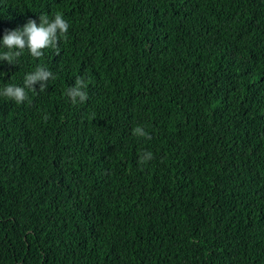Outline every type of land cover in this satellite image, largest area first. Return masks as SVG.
<instances>
[{
  "label": "trees",
  "instance_id": "obj_1",
  "mask_svg": "<svg viewBox=\"0 0 264 264\" xmlns=\"http://www.w3.org/2000/svg\"><path fill=\"white\" fill-rule=\"evenodd\" d=\"M57 12L59 56L0 62L55 75L0 96V264H264V0H0V42Z\"/></svg>",
  "mask_w": 264,
  "mask_h": 264
},
{
  "label": "clouds",
  "instance_id": "obj_2",
  "mask_svg": "<svg viewBox=\"0 0 264 264\" xmlns=\"http://www.w3.org/2000/svg\"><path fill=\"white\" fill-rule=\"evenodd\" d=\"M69 27L70 25L63 14L57 12L52 19L46 14L39 15V24L35 19H29L22 28L6 30L2 42H0L2 43L0 62L6 61L9 65H17L25 50L35 59L41 58L44 55V50L48 48L54 49L56 55L59 56L61 54L58 47L60 38L66 39ZM54 79L55 75L51 70L46 66L38 65L34 71L25 75L23 86L6 84L0 88V96L14 101L16 104H22L29 99L26 89L37 93L35 86L39 84V92H43L47 89L49 80ZM87 88L88 82L83 77H78L75 84L66 89L65 95L73 105L84 103L89 99ZM48 119L49 117L45 115L44 120ZM132 134L136 137L151 139L143 126H136ZM153 159L151 151H143L140 153L138 163L143 165Z\"/></svg>",
  "mask_w": 264,
  "mask_h": 264
}]
</instances>
